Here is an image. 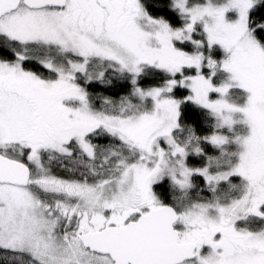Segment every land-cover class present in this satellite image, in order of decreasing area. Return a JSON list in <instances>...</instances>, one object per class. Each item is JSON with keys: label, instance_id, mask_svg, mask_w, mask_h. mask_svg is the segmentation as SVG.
Masks as SVG:
<instances>
[{"label": "snow or ice", "instance_id": "snow-or-ice-1", "mask_svg": "<svg viewBox=\"0 0 264 264\" xmlns=\"http://www.w3.org/2000/svg\"><path fill=\"white\" fill-rule=\"evenodd\" d=\"M0 264H264V0H0Z\"/></svg>", "mask_w": 264, "mask_h": 264}]
</instances>
